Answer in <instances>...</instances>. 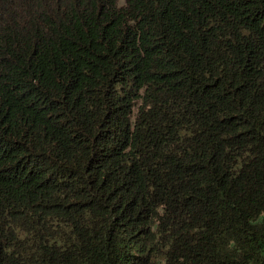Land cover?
Masks as SVG:
<instances>
[{"label": "trees", "instance_id": "1", "mask_svg": "<svg viewBox=\"0 0 264 264\" xmlns=\"http://www.w3.org/2000/svg\"><path fill=\"white\" fill-rule=\"evenodd\" d=\"M0 264H264V0H0Z\"/></svg>", "mask_w": 264, "mask_h": 264}]
</instances>
